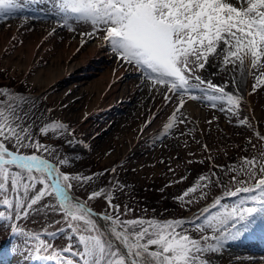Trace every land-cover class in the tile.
<instances>
[{
  "label": "rangeland",
  "instance_id": "374dc122",
  "mask_svg": "<svg viewBox=\"0 0 264 264\" xmlns=\"http://www.w3.org/2000/svg\"><path fill=\"white\" fill-rule=\"evenodd\" d=\"M17 3L15 12L0 17V87L7 89V94L0 92V110L7 114L9 106L15 108L19 117L16 123L29 128L33 142L39 141L49 151L16 149L14 143L10 148L24 155L43 154L53 159L51 163L62 172L78 176L79 180L69 181L72 185L69 191L75 198L112 217V223L110 237L92 214L84 221L71 220L54 194L27 209V203L42 185L30 189L27 197L22 189L17 194L9 185L6 193L0 192V212L4 213V217H0V257H6L5 264H55L33 259V251L35 257L46 253L58 264L67 259L73 260V264H82L80 257L72 253L83 250L79 236L95 234L89 231L93 225L87 223L88 219L105 240L111 241L115 254L113 264L121 257L125 264L129 262L122 248L113 241L117 240L125 247L112 232L113 227L124 231L114 223L117 220L160 222L161 227L164 221L173 217L189 220L174 230L200 240L205 248H216V238H227L230 235L228 229L238 220H245L244 225H252L249 216L256 211L222 226L221 220L235 209L255 207L262 215L260 221H264V203L259 202V191L254 189L264 176L260 170L264 165V139H261L264 137V84L257 85L259 72L250 67L247 59L242 68L235 57H229L225 63L227 52L222 44L215 52H208L206 58L202 49L199 62L205 67L201 69L199 63H193L196 58L190 57L188 68L191 71L184 73L185 87L191 91L173 92L170 85L153 86V78L137 68V73L132 71L128 75L134 66L113 55L104 40L106 30L103 26L95 31L90 21L78 19L75 14H65L61 10L63 0H17ZM34 15L44 19H36ZM35 31L40 32L42 38L31 61L26 62L25 45L29 39L36 40L32 36ZM65 42L84 49L91 42H100L105 49L98 63H92L95 65L92 69H68V77L44 85L37 79L40 72L56 65L68 68L59 56ZM114 61L128 68L121 76L119 89L124 86L129 89V82L139 77L137 99L140 104L130 119L124 120L126 110L119 109L129 98L120 97L118 90L111 105H99L83 115L89 84ZM195 77H199V81ZM208 83L224 87L225 92L237 97L238 103L210 101L209 96L220 93L208 88ZM193 95L198 98L191 99ZM181 98L185 101L183 105L179 104ZM112 110L120 112L110 121L107 116ZM149 121L152 122L149 124ZM97 125L109 127L100 130ZM99 131L102 134L97 136ZM253 169L255 174L250 175ZM244 188L254 191H238ZM93 191L102 195L92 198ZM234 192L236 195L230 194ZM225 195L233 197L222 198ZM254 195L258 198L255 203L250 199ZM5 198L13 201L12 209L2 202ZM109 198L112 205L108 203ZM21 199L25 201L24 208L29 215L19 214L21 226L18 227L30 235L16 234L7 241L6 247L2 246L15 225L18 216L15 205ZM241 201L245 203L241 204ZM143 227H148L150 233L156 231L154 224ZM134 230L140 231V227ZM244 230L248 227L244 226ZM132 232L133 228L129 226L127 234ZM204 237L209 239L204 240ZM253 243V253L259 254ZM69 246L71 253L66 251ZM220 246L219 242L218 250L202 252L196 264H223V256L216 260L218 253H222ZM154 250H157L156 246H150L149 251ZM140 259L154 264L151 257Z\"/></svg>",
  "mask_w": 264,
  "mask_h": 264
},
{
  "label": "snow or ice",
  "instance_id": "6c2138e0",
  "mask_svg": "<svg viewBox=\"0 0 264 264\" xmlns=\"http://www.w3.org/2000/svg\"><path fill=\"white\" fill-rule=\"evenodd\" d=\"M17 8V0H0V17L11 15ZM61 10L65 14H75L78 19L90 21L95 31L103 26L106 30L104 40L113 55L153 78V86L170 85L173 92L191 91L185 87L187 78L184 75L191 71L188 68L189 58L195 57L193 63H199L203 69L205 64L199 62L201 50H205L206 58L208 52H215L221 44L227 52L225 63L229 57H235L243 68L247 59L250 67L259 72L257 85L264 84V63H261L264 60V0H235V3L225 0H63ZM252 74L256 75L255 72ZM195 78L198 81L200 79ZM208 88L220 93L219 96H209L210 101L221 100L232 105L238 103L237 97L225 92L224 87L208 83ZM0 92L7 94V89L0 87ZM197 98L194 95L191 97L193 100ZM184 102L183 98L179 100L180 105ZM17 119L19 117L12 106H9L7 114L0 110V192L6 193L10 185L13 192L19 194L22 189L27 197L29 190L39 184L42 187L27 203V209H32L42 198L54 194L71 220H86L91 210L83 204L73 203L69 198L68 190L72 187L69 181L80 178L62 172L56 164L41 155H24L16 150L34 148L49 151L39 141L33 142L28 129L18 125ZM41 131L46 132L47 129ZM13 143L16 149L10 148ZM260 170L264 172V165ZM254 174L253 169L250 175ZM254 189L259 191V202L264 203V178L258 180ZM254 189L238 191L252 192ZM230 194L236 195L235 192ZM100 195L102 193L99 191L90 194L92 198ZM250 199L254 203L258 200L255 195ZM2 202L9 209L13 208L11 199L5 198ZM24 203L23 199L17 201V215L21 212L24 216L29 215ZM108 203L112 205L111 198ZM243 203L245 201H241ZM254 211L255 207L235 209L221 220V224L223 226L234 219H244ZM0 217H4V213L0 212ZM103 219L112 220V217L105 215ZM87 223L93 225L89 231L95 234L79 236L83 250L72 254L79 256L82 264H113L112 257L115 254L111 241L103 238L92 220L88 219ZM114 223L124 229L117 231L113 227L112 232L126 246L131 257L128 264H147L140 259L145 256L153 258L154 264H196L202 252L218 250L219 241L216 248H205L201 246L200 240L176 232L174 229L182 227L186 223L184 220L164 221L163 227L160 222H152L156 231L151 233L148 227H143L146 224L152 226L146 220H117ZM129 226L133 228L130 235L127 234ZM137 226L140 231L134 230ZM11 230L14 235H30L18 227ZM150 246H156L157 250L149 251ZM66 251L71 253V246ZM62 264H73V260H64ZM115 264H125V259L121 257Z\"/></svg>",
  "mask_w": 264,
  "mask_h": 264
},
{
  "label": "bare ground",
  "instance_id": "6f19581e",
  "mask_svg": "<svg viewBox=\"0 0 264 264\" xmlns=\"http://www.w3.org/2000/svg\"><path fill=\"white\" fill-rule=\"evenodd\" d=\"M226 1L235 3V0H225V2ZM34 17L40 20L44 19V17L40 15H34ZM38 34H40V37ZM32 36L33 38H36V40L33 42L31 39H29V41L25 45L26 62L31 61L33 54L36 51V45L37 43H40L39 41L42 38L41 33L38 31L33 32ZM104 49L105 48L103 44L100 42H91L86 46V49L81 47L77 48V44L75 43H71L68 45L66 42L62 43L59 56L63 58L65 65L68 64V68L61 67L59 65H56V67L52 68L50 67L49 70L43 73L40 72L37 76V79L44 85H48L54 83L59 79L68 77V69H71L72 71L92 69L93 66L95 67V65H93L92 63H98V61L100 60V55L101 53H103ZM118 63L114 61L113 65L106 66L103 71L99 72V77L91 81L88 86L89 89L87 92V97L85 98L86 106L83 115L99 105H111V103L113 102L114 93L118 90L120 91V97L129 98L126 101V104H124L119 109L120 111L126 110L124 115L125 118H123V115L122 118L124 120H129L131 114L135 112L138 105L140 104V100L137 99V86L140 83V79L139 77L134 78L129 82V84L127 83L129 89H127L126 86L119 89L122 84L121 76L127 72L128 68L125 65H121ZM132 71L134 73H137L136 68L131 67V71L130 73H128V75H130ZM238 80L241 83V76L238 78ZM130 101H132V104H129ZM191 107L193 110H195V107L193 105ZM118 112H114L113 110L110 111L107 119L111 121L112 119L116 118L115 116L118 115L116 114ZM108 127L109 125L107 127L100 128V126L98 127L97 125V128H100V130L107 129ZM101 134L102 131H99L97 133V136H100ZM103 217L104 216H97L99 222L104 225L111 234V221L104 220ZM261 217L262 215L258 212V210H256L253 215L249 216V220L252 225H244L245 220H238L236 221L237 223L235 222V225H232L228 229L230 235L227 238L221 236L217 237L216 239L221 244L220 250L222 253H218V255L216 256V260L217 258H221V256H223L225 258L223 264H264V221H260ZM244 226L248 227L247 231L244 230ZM247 232L255 233L249 235ZM252 242H254L253 244H256L259 254L253 253L255 248L252 247ZM117 243L119 244V247L122 246L119 241H117ZM122 250L128 253L127 248H125L124 246H122ZM0 264L4 263L0 262Z\"/></svg>",
  "mask_w": 264,
  "mask_h": 264
},
{
  "label": "water",
  "instance_id": "95a60500",
  "mask_svg": "<svg viewBox=\"0 0 264 264\" xmlns=\"http://www.w3.org/2000/svg\"><path fill=\"white\" fill-rule=\"evenodd\" d=\"M87 208L90 209L92 213L103 215V214H101V213H97V212L93 211V210H92L91 208H89V207H87Z\"/></svg>",
  "mask_w": 264,
  "mask_h": 264
},
{
  "label": "trees",
  "instance_id": "16d2710c",
  "mask_svg": "<svg viewBox=\"0 0 264 264\" xmlns=\"http://www.w3.org/2000/svg\"><path fill=\"white\" fill-rule=\"evenodd\" d=\"M25 128L29 130V128H27V127H25ZM17 130H19V129H17Z\"/></svg>",
  "mask_w": 264,
  "mask_h": 264
}]
</instances>
